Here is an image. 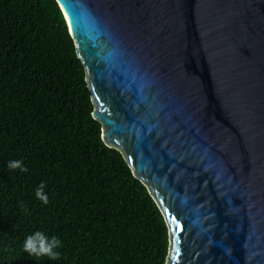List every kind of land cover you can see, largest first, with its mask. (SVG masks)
<instances>
[{
    "label": "water",
    "instance_id": "water-1",
    "mask_svg": "<svg viewBox=\"0 0 264 264\" xmlns=\"http://www.w3.org/2000/svg\"><path fill=\"white\" fill-rule=\"evenodd\" d=\"M162 264H264V0H54Z\"/></svg>",
    "mask_w": 264,
    "mask_h": 264
},
{
    "label": "trees",
    "instance_id": "trees-1",
    "mask_svg": "<svg viewBox=\"0 0 264 264\" xmlns=\"http://www.w3.org/2000/svg\"><path fill=\"white\" fill-rule=\"evenodd\" d=\"M101 134L55 1L0 0V264H162L166 227ZM37 231L58 259L24 251Z\"/></svg>",
    "mask_w": 264,
    "mask_h": 264
},
{
    "label": "clouds",
    "instance_id": "clouds-1",
    "mask_svg": "<svg viewBox=\"0 0 264 264\" xmlns=\"http://www.w3.org/2000/svg\"><path fill=\"white\" fill-rule=\"evenodd\" d=\"M9 169L20 168L21 171H27L23 167L21 161H11L8 164ZM44 184L42 183L36 191V196L38 199L42 200L45 204L48 203V197L43 193ZM60 244V241L57 237L53 236L49 241L45 238L42 232L37 231L34 235H29L25 242L23 243V249L29 255L33 256H48L49 259H58L59 252L54 251Z\"/></svg>",
    "mask_w": 264,
    "mask_h": 264
}]
</instances>
